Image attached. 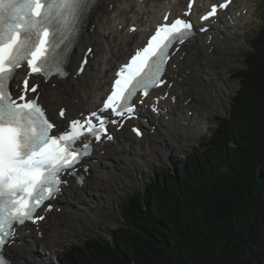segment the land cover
Returning a JSON list of instances; mask_svg holds the SVG:
<instances>
[{
	"label": "trees",
	"instance_id": "1",
	"mask_svg": "<svg viewBox=\"0 0 264 264\" xmlns=\"http://www.w3.org/2000/svg\"><path fill=\"white\" fill-rule=\"evenodd\" d=\"M248 42L211 136L126 196L110 240L72 243L59 264H264V23Z\"/></svg>",
	"mask_w": 264,
	"mask_h": 264
},
{
	"label": "snow or ice",
	"instance_id": "2",
	"mask_svg": "<svg viewBox=\"0 0 264 264\" xmlns=\"http://www.w3.org/2000/svg\"><path fill=\"white\" fill-rule=\"evenodd\" d=\"M229 2L225 0L218 7L225 8ZM96 3L97 0H0V250L14 234L15 226L44 219L36 213L67 183L61 177L78 176L77 165L91 155L93 140L99 142L102 135L107 136L108 124L123 127L134 117L133 98L138 92L147 96L150 89L165 83L161 77L169 49L194 35L190 21L176 18L169 23L165 15V22L155 29L146 46L115 73L102 108L83 119L71 120L64 131L54 134L57 126L39 102V86L30 85L26 77L14 96L9 85L17 69L25 64L29 76L42 75L45 81L67 76V64L83 22ZM191 7L190 2L189 11ZM216 13L217 6H213L201 19L206 21ZM91 56L92 49H88L77 75L84 71ZM153 111L157 109L153 107ZM105 112L109 115L102 114ZM64 115L65 110L60 109L59 117ZM132 131L142 135L138 128ZM85 136L90 139L83 141ZM78 182L82 183L83 178L78 176ZM51 207L48 204L46 211ZM0 264H10L2 251Z\"/></svg>",
	"mask_w": 264,
	"mask_h": 264
},
{
	"label": "bare ground",
	"instance_id": "3",
	"mask_svg": "<svg viewBox=\"0 0 264 264\" xmlns=\"http://www.w3.org/2000/svg\"><path fill=\"white\" fill-rule=\"evenodd\" d=\"M213 1L196 0L191 14H196L193 19H197ZM186 2L97 0L95 8L85 19L83 35L73 48L69 74L64 79L39 80L37 91L40 101L57 125L65 124L69 118L81 112L96 108L115 67L139 47L159 24L163 14L168 13L172 17L179 15L185 9ZM251 9L250 0H232L226 10L208 21L210 28L206 32L199 33L175 52L166 70L167 81L155 94H160L158 104L163 112L155 113V116L147 110L141 111L140 122L144 128L141 139L129 132L127 126L117 133L115 140L96 144L94 156L89 158V176L83 185L68 181L62 194L54 200L55 207L44 213L42 222L26 224L23 231L17 232L12 244L7 246L12 264H38L39 259L51 260L54 257L51 248L59 242L61 232L73 222H79L86 214H93L89 209L92 205L87 201H95L101 197V193H105L108 179L119 178L120 164L134 163L140 168L147 166V160L153 156L150 148L155 146V137H168L167 147L162 149L167 150L179 132L200 127L202 122L195 117L197 112L189 113L191 107L195 110L194 100L201 96L203 90L218 100L219 94L224 93L220 86L223 85V68L210 72L211 57L217 51L223 55L221 37L231 35L232 27L252 15L248 16ZM88 47L93 48L92 56L84 71L77 75L81 56ZM194 58L199 62L194 64ZM25 71L20 69L13 83L20 82ZM165 92L168 95L161 98ZM147 103L151 104L150 95L143 99V104ZM60 109L65 110L63 118L58 115ZM158 150L152 159L160 155Z\"/></svg>",
	"mask_w": 264,
	"mask_h": 264
},
{
	"label": "rangeland",
	"instance_id": "4",
	"mask_svg": "<svg viewBox=\"0 0 264 264\" xmlns=\"http://www.w3.org/2000/svg\"><path fill=\"white\" fill-rule=\"evenodd\" d=\"M250 4L252 9L248 16L251 13L252 15L232 27L231 35L221 37L223 55L217 51L210 60V72L214 69L218 70L219 67L223 68L221 71L223 85L220 86L224 93L219 94L220 99L218 100L203 90L202 94L200 93L201 96H197L194 100L195 110L194 107L189 110L191 114L197 112L195 117L202 122L200 127L188 128L189 131L179 132V136L170 143L167 150L162 149L164 146L167 147L168 137L162 136L161 139L155 137L153 141L155 146L150 148L153 156L147 160L149 163L147 166L143 165L140 168L134 163L124 166L120 164L119 178L108 179L105 183V193L100 194L102 198L87 201L92 205L89 209L93 214H86L77 223L72 221L73 223L61 232L59 242L51 248L54 257L51 260L39 259L38 264H59V251L72 243L81 244L84 240L91 238L110 240L113 231L122 221L119 210L126 196L136 188L143 187L156 172L159 171L162 174L166 170H175L176 164L182 162L183 155L189 157L195 146L199 147L198 144H203V141L211 136L210 132L216 126V120L227 115L232 96L239 86L233 75L235 71L244 67V56L250 49L248 39L253 36L259 24L264 23V0H250ZM198 62L195 58L193 59L194 64ZM157 149L160 155L152 159L156 156Z\"/></svg>",
	"mask_w": 264,
	"mask_h": 264
}]
</instances>
